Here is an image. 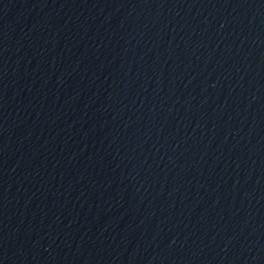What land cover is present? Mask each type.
Masks as SVG:
<instances>
[{
  "label": "water",
  "instance_id": "water-1",
  "mask_svg": "<svg viewBox=\"0 0 264 264\" xmlns=\"http://www.w3.org/2000/svg\"><path fill=\"white\" fill-rule=\"evenodd\" d=\"M0 264H264V0H0Z\"/></svg>",
  "mask_w": 264,
  "mask_h": 264
}]
</instances>
